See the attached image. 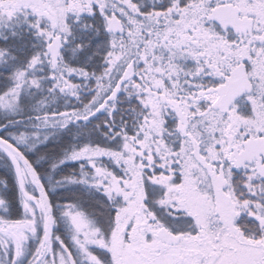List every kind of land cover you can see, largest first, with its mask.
I'll return each instance as SVG.
<instances>
[{
  "label": "snow or ice",
  "instance_id": "snow-or-ice-1",
  "mask_svg": "<svg viewBox=\"0 0 264 264\" xmlns=\"http://www.w3.org/2000/svg\"><path fill=\"white\" fill-rule=\"evenodd\" d=\"M0 264H264V0H0Z\"/></svg>",
  "mask_w": 264,
  "mask_h": 264
}]
</instances>
